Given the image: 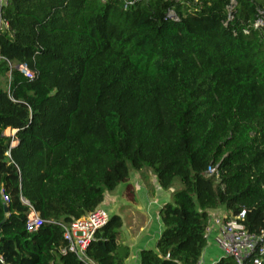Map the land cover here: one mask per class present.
<instances>
[{"label":"trees","instance_id":"16d2710c","mask_svg":"<svg viewBox=\"0 0 264 264\" xmlns=\"http://www.w3.org/2000/svg\"><path fill=\"white\" fill-rule=\"evenodd\" d=\"M0 15V264H125L120 216L83 258L59 224L143 170L180 189L140 264H198L221 207L264 233V0H10Z\"/></svg>","mask_w":264,"mask_h":264},{"label":"crops","instance_id":"0c3cea01","mask_svg":"<svg viewBox=\"0 0 264 264\" xmlns=\"http://www.w3.org/2000/svg\"><path fill=\"white\" fill-rule=\"evenodd\" d=\"M10 131V130H9ZM12 134L13 131H10ZM14 144V143H13ZM12 144V146H13ZM126 191L118 193V188L110 194H106L103 203L99 206L105 209L109 215H118L122 219L120 242L130 251L125 264H140V252L154 250L156 241L160 237L163 226L158 215L160 208L168 201L172 192L163 191L157 184L155 176L145 170L131 172ZM149 189L152 194L149 193ZM117 191V192H116ZM131 199H125L128 196ZM118 199L120 204H117ZM109 210V211H108ZM209 222L229 218L228 212L223 208L209 212ZM221 257V252L212 238L206 244L199 264H213Z\"/></svg>","mask_w":264,"mask_h":264},{"label":"built area","instance_id":"2783aa9c","mask_svg":"<svg viewBox=\"0 0 264 264\" xmlns=\"http://www.w3.org/2000/svg\"><path fill=\"white\" fill-rule=\"evenodd\" d=\"M104 1V0H102ZM10 0H0V13L2 8L9 5ZM259 24L262 25L261 22ZM0 15V28H5ZM20 71L29 76L23 68ZM30 77V76H29ZM208 174L218 177L214 168L208 169ZM29 208L25 227L28 232H36L44 225L43 220L29 205L21 199ZM3 201L8 202V197L3 196ZM109 213L98 207L93 212L71 221L68 225L59 224L63 230V238L67 242V248L62 250L71 252L83 258L84 251L93 240L95 233L104 227L109 220ZM244 212L237 216L224 220L211 219L205 230L206 244L213 236L214 243L221 252V257L213 264H261L264 261V233L259 235L248 233L242 224ZM199 264V263H198Z\"/></svg>","mask_w":264,"mask_h":264},{"label":"rangeland","instance_id":"374dc122","mask_svg":"<svg viewBox=\"0 0 264 264\" xmlns=\"http://www.w3.org/2000/svg\"><path fill=\"white\" fill-rule=\"evenodd\" d=\"M12 133L9 131V130H6L5 131V135L6 136H9V135H11ZM17 145V143H14L13 144V146H16ZM148 172V171H147ZM178 189H180V184L179 183H177L176 184V186H175V190H178ZM126 191V187L124 186V185H121V186H119V188H118V193H124ZM117 192V191H116ZM126 200L128 199H131V196L129 195L128 197H126L125 198ZM117 204H120V200L118 199V201H117ZM109 211V210H108Z\"/></svg>","mask_w":264,"mask_h":264},{"label":"water","instance_id":"95a60500","mask_svg":"<svg viewBox=\"0 0 264 264\" xmlns=\"http://www.w3.org/2000/svg\"><path fill=\"white\" fill-rule=\"evenodd\" d=\"M232 4H234V0H232ZM169 17L172 19L175 18V16L172 13L169 14ZM17 69H19V67H17ZM4 208H5V212L7 213V206H5Z\"/></svg>","mask_w":264,"mask_h":264}]
</instances>
